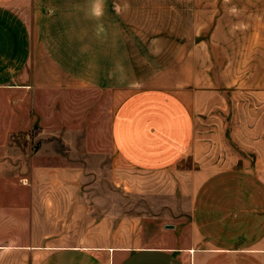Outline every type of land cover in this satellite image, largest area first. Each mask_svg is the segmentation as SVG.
Returning a JSON list of instances; mask_svg holds the SVG:
<instances>
[{"label":"crops","instance_id":"obj_1","mask_svg":"<svg viewBox=\"0 0 264 264\" xmlns=\"http://www.w3.org/2000/svg\"><path fill=\"white\" fill-rule=\"evenodd\" d=\"M95 91L114 95L112 164L177 175L172 226L128 230L86 164L14 138L36 94L71 150ZM14 247L35 264H264V0H0V264Z\"/></svg>","mask_w":264,"mask_h":264},{"label":"rangeland","instance_id":"obj_2","mask_svg":"<svg viewBox=\"0 0 264 264\" xmlns=\"http://www.w3.org/2000/svg\"><path fill=\"white\" fill-rule=\"evenodd\" d=\"M20 3V2H18ZM20 7H18L19 9ZM127 27H133L135 30H155L164 32L166 28L172 31L180 30L181 23L175 22H148V21H126ZM171 28V29H170ZM162 35V34H158ZM174 44H179L180 39H173ZM180 46V45H179ZM179 52V50H177ZM90 108L87 111L88 117H80L75 119V125L80 130V133L71 135V141H74V146L71 150L67 144L63 143L62 138L52 134L53 121L68 122L60 119L59 113L55 114L52 108L48 112L46 118H43L38 112L37 95L34 94V101L29 102V112L31 117V125L23 133L14 134V138L21 141L25 145L24 149L29 155H39V152L46 153L47 158L51 157L53 164H63L66 162L82 163L88 168V173H91L92 178L86 184V188L90 189L91 195L95 200H101V195L107 197L110 209L122 207L124 213L119 217L124 218L125 225L128 230L131 227L142 229L143 225L147 226L149 221L154 218L158 223H168V227L173 225V218L177 214L168 213L165 207L170 205H180L179 195H176L177 175L166 174H137L131 172L126 167L118 169L113 163V154L109 137V123L112 112L115 107L114 95L105 92H93L91 96ZM48 106L51 107L52 102L58 101L60 107L62 103L59 100H66L60 94L56 98L49 97ZM65 102V101H63ZM31 103V105H30ZM60 110V109H58ZM47 111V110H46ZM68 112L62 115L68 117ZM44 129V132L42 130ZM101 147V150H92L87 146ZM51 155V156H49ZM167 187V190L165 189ZM167 194L174 195L167 197ZM178 194V193H177ZM103 201L106 199H102ZM151 205L157 207L158 212L148 213L152 210ZM161 210V211H159ZM143 230H141V233ZM151 229L144 230L146 238L151 235ZM11 251V252H10ZM7 253L12 255L13 264H35L33 257H27L18 247L12 248Z\"/></svg>","mask_w":264,"mask_h":264}]
</instances>
